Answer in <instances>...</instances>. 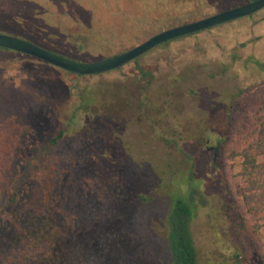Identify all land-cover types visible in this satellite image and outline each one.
Listing matches in <instances>:
<instances>
[{
    "label": "rangeland",
    "instance_id": "obj_1",
    "mask_svg": "<svg viewBox=\"0 0 264 264\" xmlns=\"http://www.w3.org/2000/svg\"><path fill=\"white\" fill-rule=\"evenodd\" d=\"M252 1L0 0V33L70 60L95 62L129 51L165 30ZM99 81L105 88L118 90L117 98L104 104L116 110L128 139L152 140L157 151L161 144L155 130L168 135L178 131L185 139L193 138L186 150L208 178L203 186L208 196L201 200L194 227L201 264H264V213H250L236 193L238 185L245 183L241 154L256 138V113L264 108V9L170 41L115 71L81 79L39 59L0 50L2 100L10 89L30 99L25 105L16 97L17 109L11 118L8 109L0 113V257L18 232L21 212L35 203V179L42 169L51 167V156L59 163L55 169L68 176L79 164L71 157L72 145L87 118L72 121L77 86ZM144 88L148 89L145 96ZM62 130L66 135L60 145H51L50 140ZM208 134L211 140L201 141ZM58 157L76 163L70 166ZM213 166L224 175L223 182L210 175ZM18 181V200L10 204L8 188ZM69 188L76 193L56 180L50 183L54 199L55 195L62 198ZM87 188L84 183L78 187L80 192ZM45 198L50 199V194L45 192ZM72 201L77 204V197ZM162 213L156 209L140 217L157 221ZM155 234L149 230L147 244L159 256L162 247ZM104 261L76 260L74 264Z\"/></svg>",
    "mask_w": 264,
    "mask_h": 264
},
{
    "label": "trees",
    "instance_id": "obj_2",
    "mask_svg": "<svg viewBox=\"0 0 264 264\" xmlns=\"http://www.w3.org/2000/svg\"><path fill=\"white\" fill-rule=\"evenodd\" d=\"M145 90L148 89L144 88V96ZM117 92L105 88L100 81L77 86L72 121L87 118L83 132L72 145L71 157L79 164L68 176L55 169L59 163L52 161L51 156V167L42 169L35 179L38 184L35 203L21 212L18 232L1 254V264H74L76 260L102 258L105 264H201L194 227L201 200L208 196L203 192L208 178L200 172L196 157L186 150L193 138L185 139L178 131L168 135L155 130L161 144L157 151L152 140L131 136L128 139L116 110L104 104L117 98ZM16 97L23 99L21 103L25 105L29 103L28 97L10 89L4 101L0 96V113L8 109L11 118L17 109ZM4 104L7 107L3 108ZM233 106L234 99L229 104V113ZM262 110L256 113V138L241 154L240 174L245 183L238 185L236 192L255 215L264 213V160L260 161L264 157ZM65 135L62 130L50 144L58 147ZM210 138L208 134L201 141L208 142ZM216 142L220 144L223 140L219 138ZM57 159H64L70 166L76 163L65 157ZM213 168L210 175L214 181L223 182L224 175L216 166ZM53 180L72 187L76 193L69 188L62 198L55 195L54 199L50 189ZM83 183L88 188L80 192L78 187ZM12 184L8 188L10 204L18 200L20 181ZM45 192L50 199H44ZM73 197H77V204ZM58 201L61 203L57 204ZM156 209L163 212L157 221L140 217ZM158 226L161 233L156 229ZM149 230L155 231L160 241L159 256L147 244Z\"/></svg>",
    "mask_w": 264,
    "mask_h": 264
},
{
    "label": "water",
    "instance_id": "obj_3",
    "mask_svg": "<svg viewBox=\"0 0 264 264\" xmlns=\"http://www.w3.org/2000/svg\"><path fill=\"white\" fill-rule=\"evenodd\" d=\"M262 9H264V0H254L245 5L217 13L210 17L165 30L129 51L95 62H77L70 60L44 50L25 40L4 34H0V48L16 51L39 59L69 73L80 76H96L115 71L164 43L253 15Z\"/></svg>",
    "mask_w": 264,
    "mask_h": 264
},
{
    "label": "flooded vegetation",
    "instance_id": "obj_4",
    "mask_svg": "<svg viewBox=\"0 0 264 264\" xmlns=\"http://www.w3.org/2000/svg\"><path fill=\"white\" fill-rule=\"evenodd\" d=\"M254 1V0H253ZM261 11V10H260ZM5 13H8V12H6L5 11ZM10 14V13H9ZM256 14V13H255ZM255 14H253V15H250V16H247V17H251V16H254ZM0 31H2V30H0ZM3 32H6V31H3ZM1 34V33H0ZM4 35H7V34H4ZM9 36H11V35H9ZM14 37V36H13ZM17 38V37H16ZM20 39V38H19ZM168 43V42H167ZM164 44H166V43H164ZM164 44H162V45H164ZM161 46V45H160ZM159 47V46H158ZM157 48V47H156ZM0 50H4V51H12V50H8V49H5V48H0ZM153 50V49H152ZM13 52H16V51H13ZM19 53V52H18ZM148 53V52H147ZM22 54V53H21ZM25 55V54H24ZM145 55V54H144ZM140 58V57H139ZM137 60V59H136ZM135 61V60H134ZM124 67V66H123ZM121 68V67H120ZM119 69V68H118ZM211 150H215V149H211Z\"/></svg>",
    "mask_w": 264,
    "mask_h": 264
}]
</instances>
